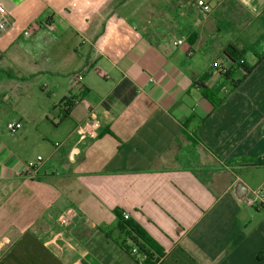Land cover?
<instances>
[{
  "label": "crops",
  "instance_id": "1",
  "mask_svg": "<svg viewBox=\"0 0 264 264\" xmlns=\"http://www.w3.org/2000/svg\"><path fill=\"white\" fill-rule=\"evenodd\" d=\"M203 1L207 13L197 0H0V264H137L115 210L164 250L158 264H264V207L246 204L264 181V0ZM229 45L255 67L231 91L240 69L219 77L213 109L194 82L229 65ZM123 80L135 97L109 102Z\"/></svg>",
  "mask_w": 264,
  "mask_h": 264
},
{
  "label": "trees",
  "instance_id": "2",
  "mask_svg": "<svg viewBox=\"0 0 264 264\" xmlns=\"http://www.w3.org/2000/svg\"><path fill=\"white\" fill-rule=\"evenodd\" d=\"M246 51L247 49L239 50L233 45H229L224 51V56L226 57V60H228L229 65L228 69L222 75L223 78L227 80L231 79L235 69H240L243 72L241 80L231 81L233 85L230 91L236 88V86H238L255 67V65L248 67L244 63L243 59ZM260 59L261 58H259V60ZM241 60H243V63H240ZM208 77V74L200 77L194 82V85L202 89V97L211 104L213 109H215L221 104L223 99H219L214 91H212V89L205 84ZM135 95V87L129 81L123 80L112 91L108 100L109 102L118 100L121 104L128 105L133 100ZM60 105L63 107V113H68L70 108L65 107L64 101H61ZM188 138L193 144H195L194 142L196 141L192 136H188ZM114 212L117 218V231L123 237V241L121 242L123 249L133 256L137 264H158L164 257V250L159 246V244L137 222L130 218H124L122 211L115 210ZM132 249H136L135 254L131 253Z\"/></svg>",
  "mask_w": 264,
  "mask_h": 264
},
{
  "label": "built area",
  "instance_id": "3",
  "mask_svg": "<svg viewBox=\"0 0 264 264\" xmlns=\"http://www.w3.org/2000/svg\"><path fill=\"white\" fill-rule=\"evenodd\" d=\"M197 6L200 8L202 13L209 12V7L205 4L203 0H197ZM8 26V19L3 11L0 10V33L4 32ZM27 34V33H24ZM182 41L178 40L175 44L179 45ZM240 63H243V60L240 61ZM228 69V66L226 64L214 62L210 66V70L208 72V79L207 84L208 87L212 88L218 81L219 77H222V75L225 73V71ZM83 73L84 70L78 71L72 74L71 76V83L73 87H79L81 85V82L83 80ZM75 103L74 99L68 98L64 100V105L66 108H70ZM87 107V105H85ZM22 128V125L20 122H9L6 125V130L9 134H16L20 129ZM99 129L98 122L93 118L87 120L82 126H81V132L88 138L94 139L96 138L97 131ZM97 135V136H96ZM58 145V144H57ZM42 157L38 156L34 160L26 161L22 164L21 169L19 172H17L18 175H32L36 172L39 164L42 162ZM263 166H264V158H263ZM246 204L250 207H264V181L260 184V186L251 192V195L246 199ZM76 211L72 208L64 209L59 217H58V223L61 227H67L70 224L73 223L75 217H76ZM124 218H128L126 214L123 213ZM132 254L136 253V249L131 250Z\"/></svg>",
  "mask_w": 264,
  "mask_h": 264
},
{
  "label": "rangeland",
  "instance_id": "4",
  "mask_svg": "<svg viewBox=\"0 0 264 264\" xmlns=\"http://www.w3.org/2000/svg\"><path fill=\"white\" fill-rule=\"evenodd\" d=\"M261 26H262V28L264 29V25H262L261 24ZM217 60H219V62H224V60L223 59H221V57H219ZM193 62H194V64H197V62H200L201 63V58H200V56H199V52H197V57L193 60ZM240 72H242V70H240ZM243 73V72H242ZM223 83V82H222ZM39 93V95H40V99H41V101H49L48 99H47V97L44 95V94H41L40 92H38ZM39 99V97H31L30 98V100H35L36 102H38L37 100ZM50 102V101H49ZM254 180L256 181L257 180V178L256 177H254ZM255 187H256V185H255ZM257 188V187H256Z\"/></svg>",
  "mask_w": 264,
  "mask_h": 264
}]
</instances>
